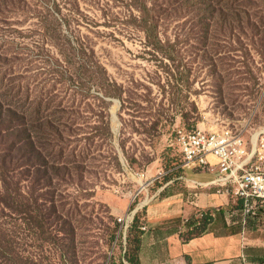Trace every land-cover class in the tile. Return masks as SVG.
<instances>
[{"label":"rangeland","instance_id":"1","mask_svg":"<svg viewBox=\"0 0 264 264\" xmlns=\"http://www.w3.org/2000/svg\"><path fill=\"white\" fill-rule=\"evenodd\" d=\"M0 101V264H124L187 190L176 128L264 127V0H0Z\"/></svg>","mask_w":264,"mask_h":264},{"label":"crops","instance_id":"2","mask_svg":"<svg viewBox=\"0 0 264 264\" xmlns=\"http://www.w3.org/2000/svg\"><path fill=\"white\" fill-rule=\"evenodd\" d=\"M187 190L174 192L145 208L146 230H141L135 255L136 264H241L245 257L251 264H264V226L258 219L248 222L237 217L234 200L215 192V187L197 189L193 182H208L212 174L188 170ZM199 196L190 201L189 193ZM231 212V222L226 212ZM207 215L205 229L196 233L198 215ZM229 214V213H227ZM236 215V216H234ZM254 221V222H252ZM124 264L129 263L123 256Z\"/></svg>","mask_w":264,"mask_h":264},{"label":"built area","instance_id":"3","mask_svg":"<svg viewBox=\"0 0 264 264\" xmlns=\"http://www.w3.org/2000/svg\"><path fill=\"white\" fill-rule=\"evenodd\" d=\"M174 134L179 151V167L213 175L208 182H193L194 188L213 186L216 193L239 201L244 215L255 213V204L264 202V131L260 129L245 136L240 130L221 125L209 128L178 127ZM254 134H257L255 140ZM136 175L143 177L142 174ZM144 188L140 185V190ZM197 189L189 193L191 202L199 196ZM119 221L121 229L126 231L132 217ZM140 229L146 230V226L142 225ZM241 264L251 263L242 257Z\"/></svg>","mask_w":264,"mask_h":264},{"label":"trees","instance_id":"4","mask_svg":"<svg viewBox=\"0 0 264 264\" xmlns=\"http://www.w3.org/2000/svg\"><path fill=\"white\" fill-rule=\"evenodd\" d=\"M16 113V111L14 110V108L10 105V104H5L2 103L0 101V152L4 153V155L2 156L1 160H0V179H2L3 181L6 180L7 175L9 174L8 172V168L6 167V163H10V160H8V158H6L7 154L3 151H7L9 150V145L7 147L4 146L3 142H2V134H7V136L10 135L13 136L14 135V131L13 128L15 126L11 125L12 123V116H14V114ZM8 115L9 118H8ZM11 118V119H10ZM8 205V204H7ZM137 222H138V217H134L131 225L128 227L129 228V232L134 231V229L136 230L137 226ZM208 223V217L207 215H202L201 218H199L198 220L196 219L195 221H191L190 224H195L196 228L195 230L197 231L196 233H200L205 229V225ZM140 230V229H139ZM141 231V230H140ZM140 231H136V240H135V245L133 246V248L131 250H128L127 255H129L127 257V261L131 264H136L135 263V255H136V250L138 247V242H139V235H140Z\"/></svg>","mask_w":264,"mask_h":264},{"label":"bare ground","instance_id":"5","mask_svg":"<svg viewBox=\"0 0 264 264\" xmlns=\"http://www.w3.org/2000/svg\"><path fill=\"white\" fill-rule=\"evenodd\" d=\"M261 130L264 131V127H263ZM256 137H257V134H254V135H253V140H255Z\"/></svg>","mask_w":264,"mask_h":264}]
</instances>
